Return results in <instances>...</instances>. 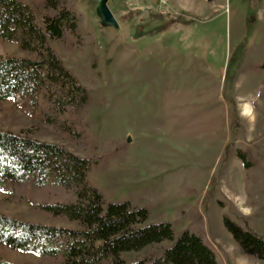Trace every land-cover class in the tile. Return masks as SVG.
I'll use <instances>...</instances> for the list:
<instances>
[{"label": "rangeland", "instance_id": "obj_1", "mask_svg": "<svg viewBox=\"0 0 264 264\" xmlns=\"http://www.w3.org/2000/svg\"><path fill=\"white\" fill-rule=\"evenodd\" d=\"M99 1L78 2L98 41L94 104L82 119L66 113L87 148L13 100L0 103V128L95 157L91 179L111 200L146 206L148 223L170 221L176 237L185 228L203 231L219 264H264L240 252L223 221L229 214L264 238V0H110L120 29L100 24ZM53 47L87 84L77 67H89L85 49L68 54L58 41ZM0 54L28 56L12 41L0 42ZM246 147L259 158L258 168L239 170L236 150ZM0 211L77 227L1 189ZM0 253L14 262L54 264L9 247ZM143 255L124 253L130 262Z\"/></svg>", "mask_w": 264, "mask_h": 264}, {"label": "trees", "instance_id": "obj_2", "mask_svg": "<svg viewBox=\"0 0 264 264\" xmlns=\"http://www.w3.org/2000/svg\"><path fill=\"white\" fill-rule=\"evenodd\" d=\"M78 2L0 0V42H15L28 54H0V103L13 100L22 111L87 148L66 113L82 119L94 104L101 61L96 32L86 27ZM55 41L68 54L85 49L89 67H77L87 84L59 57ZM233 115L237 118V109ZM85 124L89 128L90 122ZM236 154L246 169L259 167L250 147L238 148ZM97 164L95 157L81 156L65 145L0 128V189L11 200L77 224L50 225L0 211V248L32 253L54 264H219L203 231L185 228L176 237L172 222L148 223L146 206L111 200L91 179ZM223 221L241 253L264 261L262 236L229 214ZM128 251L144 255L130 262L124 257ZM0 264L28 263L10 261L0 253Z\"/></svg>", "mask_w": 264, "mask_h": 264}, {"label": "water", "instance_id": "obj_3", "mask_svg": "<svg viewBox=\"0 0 264 264\" xmlns=\"http://www.w3.org/2000/svg\"><path fill=\"white\" fill-rule=\"evenodd\" d=\"M109 1L110 0H100L97 5V15L100 19V24L103 27L120 29V22L110 8Z\"/></svg>", "mask_w": 264, "mask_h": 264}, {"label": "crops", "instance_id": "obj_4", "mask_svg": "<svg viewBox=\"0 0 264 264\" xmlns=\"http://www.w3.org/2000/svg\"><path fill=\"white\" fill-rule=\"evenodd\" d=\"M183 9H189V8H183ZM202 9V8H201ZM199 13H201V12H199ZM232 102L234 103V106H238V103L235 101V100H232ZM245 105H248V103L247 102H244V104H243V106H245ZM249 106V105H248ZM236 161H237V163H239L240 165H239V170H244V171H246V170H248V169H246L245 168V166H244V164H243V162H242V160L237 156L236 157ZM244 173H246V172H244ZM247 174V173H246ZM246 176V175H245ZM247 179V177H245V179L244 180H246ZM238 185H239V188H241L243 185H242V179H239V181H238Z\"/></svg>", "mask_w": 264, "mask_h": 264}, {"label": "built area", "instance_id": "obj_5", "mask_svg": "<svg viewBox=\"0 0 264 264\" xmlns=\"http://www.w3.org/2000/svg\"><path fill=\"white\" fill-rule=\"evenodd\" d=\"M161 4L167 3V0H159Z\"/></svg>", "mask_w": 264, "mask_h": 264}]
</instances>
